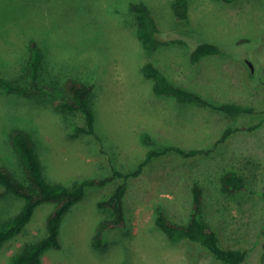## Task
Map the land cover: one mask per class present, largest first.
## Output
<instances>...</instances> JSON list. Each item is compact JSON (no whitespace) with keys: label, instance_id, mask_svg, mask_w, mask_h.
Here are the masks:
<instances>
[{"label":"rangeland","instance_id":"374dc122","mask_svg":"<svg viewBox=\"0 0 264 264\" xmlns=\"http://www.w3.org/2000/svg\"><path fill=\"white\" fill-rule=\"evenodd\" d=\"M139 1L165 33L162 40L181 38L185 44L144 50L128 8ZM171 2L0 0L2 75L29 86L20 62L34 39L45 54V82L60 85L73 78L92 87L95 136L77 134L71 124H84L83 117L56 109L49 94L27 98L0 87V163L21 177L7 144L8 130L19 124L35 130L49 182L106 181L87 187L63 217L61 248L48 251L44 264H225L189 242L172 244L155 225L157 210L176 224L189 221L193 184L203 190V219L221 247L248 251L242 264H264V0H190L189 27L177 21ZM206 42L223 53L193 65V51ZM147 62L213 103L253 111L232 117L156 97L141 72ZM150 152L161 153L148 159ZM116 171L139 174L127 181L125 227L107 231L106 247L96 249V228L110 216L98 204L124 181ZM229 172L245 178L246 190H222L220 179ZM22 205L0 187V218L15 215ZM52 206H40L26 231L0 249V264H10L26 243L46 234Z\"/></svg>","mask_w":264,"mask_h":264},{"label":"trees","instance_id":"16d2710c","mask_svg":"<svg viewBox=\"0 0 264 264\" xmlns=\"http://www.w3.org/2000/svg\"><path fill=\"white\" fill-rule=\"evenodd\" d=\"M171 1L173 14L177 21L189 27L191 25L190 0ZM222 1L226 4H232L239 0ZM128 8L135 16L137 35L142 48L147 52H153L170 45L185 44L181 38L162 40L160 36L164 37L165 33H162L158 28L156 20L146 3L142 1L130 2ZM28 43L29 49L20 63H22L23 78L28 80L29 86L27 87L18 82V80L10 79L0 73V87L3 89V92L8 95L16 94L27 98L49 94L53 99L52 104L56 109L61 108L71 114H79L83 117L84 124H71V128L77 134L95 136L96 128L95 112L92 105V87L73 78L65 79L60 85L45 82V54L38 45L37 40L30 39ZM222 53V49L216 43H202L193 51L191 62L195 65L204 57ZM141 72L147 80L152 81V91L156 97H171L179 104H196L226 113L232 117H238L253 111L241 105L213 103L198 93L189 91L171 82L151 62L145 63L141 68ZM230 131L227 130L224 136H227ZM35 135V130L32 127H24L19 124L11 127L7 132L9 152L20 167L21 177H18L15 171H10L2 162L0 163V187L4 188L10 196L22 200L23 205L15 215L0 218V249L7 242L26 231L40 206L45 204L53 206L46 218V234L36 241L26 243L11 257L10 264H44L43 258L48 251L61 248L60 229L63 217L72 207L83 200L87 187L106 182L87 179L76 186L49 182L45 176L44 166L39 155V141ZM144 141L150 143L151 139L146 135ZM170 150L178 151L180 154L186 156L196 153V151L186 153L178 148H170L166 151ZM160 153L150 152L147 158L150 159ZM0 159L2 160V158ZM138 174L139 171L132 174L115 172L114 176L122 177L124 181L114 189L108 198L98 204L100 208L109 210L110 216L98 224L92 241L94 248L104 249L106 247L107 231L125 227L124 199L127 193V181L131 176H137ZM220 181L222 190L229 195H236L246 190V180L238 173H226L221 177ZM192 195V213L187 223L176 224L163 211L157 210L156 227L174 245L189 242L219 262L242 264L246 260L248 251L231 250L221 247L217 233L204 221L202 215L203 190L200 185H192ZM260 234L264 238V223Z\"/></svg>","mask_w":264,"mask_h":264}]
</instances>
